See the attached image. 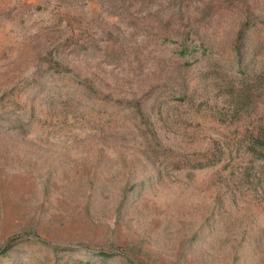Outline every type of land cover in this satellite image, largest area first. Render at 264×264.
Returning a JSON list of instances; mask_svg holds the SVG:
<instances>
[{"label":"rangeland","instance_id":"374dc122","mask_svg":"<svg viewBox=\"0 0 264 264\" xmlns=\"http://www.w3.org/2000/svg\"><path fill=\"white\" fill-rule=\"evenodd\" d=\"M0 264H264V0H0Z\"/></svg>","mask_w":264,"mask_h":264}]
</instances>
